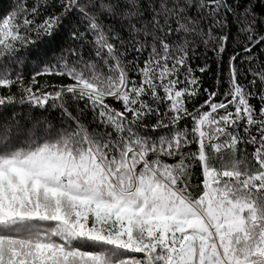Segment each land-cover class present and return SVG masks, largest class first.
I'll list each match as a JSON object with an SVG mask.
<instances>
[{
  "label": "snow or ice",
  "instance_id": "obj_1",
  "mask_svg": "<svg viewBox=\"0 0 264 264\" xmlns=\"http://www.w3.org/2000/svg\"><path fill=\"white\" fill-rule=\"evenodd\" d=\"M66 28L77 46L45 63ZM232 41L226 90L204 88L194 62ZM0 264H264V0H17L0 17Z\"/></svg>",
  "mask_w": 264,
  "mask_h": 264
},
{
  "label": "trees",
  "instance_id": "obj_2",
  "mask_svg": "<svg viewBox=\"0 0 264 264\" xmlns=\"http://www.w3.org/2000/svg\"><path fill=\"white\" fill-rule=\"evenodd\" d=\"M33 0H28V4H32ZM17 5V0H0V17H3L7 14H10ZM233 35H235V28L232 29ZM242 39V37H241ZM76 42L73 41L70 35V30H63L57 40L53 44H49L45 47V51H47L48 56L45 58V63L51 60L52 56L59 55L61 51L67 52L70 48L76 47ZM234 50L239 51L235 41L230 42L227 52L223 58V63H220L216 56L213 55L211 51L206 53L205 57H202L200 60L194 62L193 66H204L205 63L209 66V70L200 75V78L203 82V87L207 89L218 88L220 92H224L227 87L226 77H227V58L234 53ZM22 55H30V54H22ZM36 59L34 56H31L30 59L25 60L19 67H14L15 72L23 75L25 81H30L32 75L37 70L36 68ZM43 67V65H41ZM40 85H56L63 82L62 77L58 76H44L38 78ZM51 90V89H49ZM18 91V89H17ZM199 100L202 102L203 97H200ZM81 107H83L81 105ZM42 111L35 109V106H27V105H16L12 108L7 109L4 112L5 116H11L13 112H17L22 114L20 116L21 122L24 121V115L26 114L28 117H31L35 112ZM45 115H51L52 117H56L58 115V110H49ZM251 151V148H249Z\"/></svg>",
  "mask_w": 264,
  "mask_h": 264
}]
</instances>
